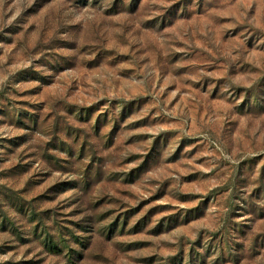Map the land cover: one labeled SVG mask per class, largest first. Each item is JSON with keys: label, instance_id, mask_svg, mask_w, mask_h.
Returning a JSON list of instances; mask_svg holds the SVG:
<instances>
[{"label": "rangeland", "instance_id": "1", "mask_svg": "<svg viewBox=\"0 0 264 264\" xmlns=\"http://www.w3.org/2000/svg\"><path fill=\"white\" fill-rule=\"evenodd\" d=\"M0 264H264V0H0Z\"/></svg>", "mask_w": 264, "mask_h": 264}]
</instances>
